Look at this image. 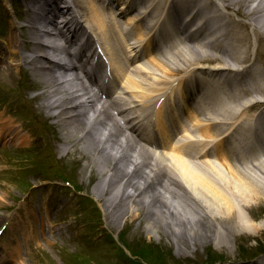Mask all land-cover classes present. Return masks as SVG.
<instances>
[{"label": "bare ground", "instance_id": "bare-ground-1", "mask_svg": "<svg viewBox=\"0 0 264 264\" xmlns=\"http://www.w3.org/2000/svg\"><path fill=\"white\" fill-rule=\"evenodd\" d=\"M30 1L32 3H38L37 6L40 8L37 14L38 17H44L42 19L43 22H45V19L50 15L52 17V20L50 21H53L56 18V14L61 10V7L59 6L60 0ZM144 1L145 0H115V3L117 6L120 4H124V6H122L120 10H124L125 12H123V14L125 15L127 11L130 12L129 10L133 9L137 4L145 3ZM216 1L217 0H208L206 2V5L209 6L211 3H214L215 5L219 6L218 4H216ZM218 1H220L221 3H225V10H233V7L240 6L241 8L237 10V14L243 19H250V24L252 26H255V30H258L259 46L257 48L258 52L255 55L253 62L256 64V66L259 67V69L264 70V32L261 33L259 31L260 29H264V0ZM254 1H258L257 8L253 11L247 10L245 7H247L248 3ZM99 2L101 3V0H99ZM90 4H95V7L98 5L97 3H95V0H90ZM125 4H127V6ZM146 9L153 12V19L155 23L153 28L156 27L160 22L162 23V26H167L171 23L174 29L180 31L181 29H186L188 23L185 22V19L187 17H189L190 15H193V17H197L206 8L199 7L198 9L196 5H184L182 4V0H150V3H148ZM144 13L145 12L142 11L140 12V14H136V16H130L126 24L130 25L132 22H135L136 19H138V17H140ZM112 14H116L115 9ZM28 15L24 16V18L27 20L30 19ZM94 15L95 16L93 17V19H91L93 25L98 30L104 31V35H102L103 40L106 41V45L110 44L112 46V43L109 42L106 36L108 32L105 29H108V25H106L105 18H103L96 12H94ZM216 18H218V16L211 18L209 15H205L200 19V21H202V26L204 27L207 24L212 23L213 21L216 22ZM226 24L241 27L240 23H237L233 20H229L223 25ZM223 25H219L217 28ZM63 27H67L68 29L67 31L61 30L60 35H63L68 39L71 38L69 42L72 45L78 46L83 41L84 30H82L81 32V28L76 26L74 22H64ZM249 27L250 25L246 23L242 26L241 29H239L240 36L237 39V43L235 45L230 44L228 46L230 49L228 50V52H222L221 45H216L214 43L205 44L200 46V49H187V54L180 53L177 56L179 58H177V60H174L173 63L192 66L194 65L193 63L202 62H194L195 60L204 58L206 60V63L214 60L221 63L222 66H214L215 69L220 70L218 71V73L229 70L232 68L231 63L240 64L245 62L246 59L240 58L239 55L241 57H247L251 52L250 50H252L254 46L252 41L249 40V35L247 33ZM21 29L23 31V35L28 40L25 46L26 50L36 54L35 58L31 60V64L35 69L39 71H46V69L42 68V66L39 67V65H41L43 61L48 60V49H46V46L43 45L41 41H39L40 37L35 32L34 28L29 26L21 27ZM199 29L200 28H197L196 31H198ZM254 29L253 31L255 32ZM227 30L230 36H232L231 40L234 41V39L238 35V31L233 30L232 28H227ZM150 31L151 30H149L145 34L142 31L140 34L148 36ZM165 32L169 34V32H171L170 28L166 29ZM118 34H122L121 27L118 29ZM122 36L123 35H121V37ZM16 39L17 36L14 33H11L8 38L10 45V50H8L9 54L15 57L18 56V51H16V48L18 47V41ZM125 40V37H122L123 44L126 47H129V43L126 44ZM53 41L56 42V39H53ZM87 43L88 40L86 41V46ZM108 47L111 51L112 47H110L109 45ZM113 48L116 50L115 46ZM213 48H217V50L222 52L224 56H216L214 58L211 57L209 49ZM3 51L4 49L0 47V52ZM153 59L154 58H150V60ZM151 62L153 64L152 69H154L156 72L150 73V75H143L145 77L150 76V79H148L149 77H142L143 80H140L138 79L140 76H138V78L131 76L128 77L129 79L127 93H129V97H134L138 100L145 99L149 92H143L142 90H145L146 86L150 87L156 84V82L160 81V77H158L159 71L161 69H167L168 64H170V62L163 63L162 60L157 64L156 61ZM138 63L139 61L136 64L138 65ZM207 66L210 67L209 65ZM6 70L8 73V78L12 81H14L18 77L19 72L17 71L15 66L8 65L6 67ZM252 73L254 72H251L250 69H247V71L244 74H241L240 77H244L247 75L249 76ZM228 77L236 78V76H225L224 79L223 77H218L214 80V82L216 81L217 83H222L223 85H229L233 80L232 78ZM238 77L239 76H237V78ZM40 82V86H45L49 89L47 91V94L43 96V100L48 101L49 104L43 105V108L48 111L59 110L56 117L59 119L61 118L64 121L66 120L64 124H66L69 129L78 131L83 136L76 143L69 140L71 138L69 136L67 144L72 143L74 145L73 147H75L77 146V143L81 142L83 145V154H93L98 157L95 161V166H97V175L105 174L108 171L113 172L111 174V179L113 180L111 184V190L105 189L104 187H102V185H99V187H101V190L98 189V192H100V197L98 198H100V200H104L106 196L110 195V191L112 194V191L115 189V185L117 183L116 180L120 176H122L124 179L127 178L124 184V190H134L133 195H127L128 199L132 198V196L135 197L134 202L131 206H129V201L127 199L115 200L113 198H110V200H106L105 206L107 205L106 209H108V219H112V221H114L115 219H119V221H121L125 216H127L129 218V221L136 220L137 217H140L139 213L142 210L143 206L147 204L149 205V208H146L147 211L145 212V218L149 220L148 226L152 233L157 234L158 232H165V230L169 229L171 234L177 239V241L185 236L191 238L199 237L197 240H201V242H204L203 246L207 247L210 240V237L207 235L209 234V228L211 229L212 226L211 222L213 224L221 225L223 228L220 226L221 228L218 230L221 231V236L222 232L225 231L226 235L230 237V241L234 243H238L244 237L252 238L254 237V235H264V220L261 222H257V220H259L257 219V213L262 212V208L260 206L264 203V158H261L262 155L264 156V149L262 150L261 156L253 158L251 162L242 163L240 168L234 165L232 160L233 158H228V155H226L222 160L219 161V163H221V165L224 167L223 169H220L210 163V167L208 168L212 173V177H206L204 173L196 170L192 165L188 164V162L185 161L186 158L182 156V153L180 151L169 155L168 157L170 159L176 160L174 168L175 172L180 176L181 183L185 186L186 189L193 192V198L195 202L194 205L196 206L193 207L192 205L190 206L178 203L177 205L180 206V208H183L182 211H180L178 207L173 208L172 206L163 203L160 204L161 207L159 209H156V194H158V196L166 194L171 195L173 191L170 190L168 184L165 183L164 186H162L163 190H161L160 192H155V194L148 200H145V198H147L146 196L143 199L142 192L144 191V189H146L147 186H151V184L154 185L155 183L152 178L153 173L157 169V163L155 162V159L150 161V159L148 158L145 159L144 155L142 159H139L138 157L133 155L132 158L129 157V160H127V164H121V162H123V159L127 155L124 153H127L129 150L132 151L133 149H135L134 153L140 156L143 154L144 150L137 149L132 144H129L126 141H119V138L115 137L112 133L109 132L110 126L108 120L109 117L112 116L111 112L107 109H92V112L96 114V117L91 119L90 121V119L86 117V115L80 114L81 112H84L82 111L83 105H81L83 103H80V105H76L74 108L67 111L68 105H73L80 101L79 98L75 95L71 85H67L64 88L57 87L64 84H60L61 81H58V79H53L52 81L49 72H45L40 76ZM56 82L58 84H56ZM60 93H62V95H58ZM56 95H58L57 97L59 101L54 102V104L50 103V101H52L53 97ZM239 95L240 97H243V94L240 93ZM231 102L237 108L228 107L229 103H227L226 105V103L219 101L211 105L212 108L210 109L214 116L218 112H222V115H220V117L222 118L217 121L221 125L217 133L214 132V127L217 125L216 121L211 120V122L206 124V122L211 118L207 117L206 120H200L198 117V119L193 123V126L194 129L199 130V137L205 140V142L207 143L208 141L213 140L219 134V132L228 131L227 135H229L230 131L233 130L232 128L234 124L239 121L240 123L238 122L237 125H239V138L241 141L246 143L249 142L250 139H252L251 142L257 144L264 143V101L241 104L239 103L238 97H233L231 99ZM260 114L263 118H260ZM70 117L75 118H72L70 120ZM102 117H104V119H102ZM1 122H3V117L0 115V126L3 124V128L1 129V131L4 130L6 134L8 132L9 135H12L9 131L10 128L6 127L7 122ZM100 125L102 127L98 130L96 126L99 127ZM90 126H93L92 128L98 131L104 129L103 132L99 133V138H95V132H91L92 130L90 129ZM229 126L231 127L230 129ZM115 127L117 132H120L121 134L124 133V130L122 129V126L119 125V123L115 122ZM187 141H189L190 143L195 142L194 134L189 135ZM109 144L110 151L113 157L111 155L107 156L105 150L107 147H105V149H103L102 147V145L108 146ZM67 150L68 148L65 149L66 152ZM72 151L74 150H71V152ZM140 160H144V162L142 163ZM145 166L146 168H149L148 172H142V168ZM132 167H134V169H132ZM134 179H138V181L134 182ZM139 198L141 199L136 202V199ZM130 202H132V200H130ZM135 207L139 208V210L137 209L139 212L138 214L135 213L134 215H132L130 211L134 210ZM152 208L156 210L154 213H152L153 211L150 210ZM246 212H249L251 214L252 219L248 218ZM190 214L194 216L191 217ZM3 221L4 218L0 216V223H3ZM221 222L225 223L221 224ZM126 227L129 229V233L133 234L134 236H139L136 233L134 234L133 229L129 224ZM194 230L196 231L193 232ZM201 233L204 234L200 236ZM175 238L173 239L175 240ZM209 250L210 249L208 248L206 251Z\"/></svg>", "mask_w": 264, "mask_h": 264}, {"label": "rangeland", "instance_id": "rangeland-1", "mask_svg": "<svg viewBox=\"0 0 264 264\" xmlns=\"http://www.w3.org/2000/svg\"><path fill=\"white\" fill-rule=\"evenodd\" d=\"M5 1L6 0H0V4L5 5ZM0 15V22H4V15H2L1 12ZM171 65L178 64L172 63ZM149 70L152 69L149 68ZM21 89H24V85H21ZM10 97L11 95L6 94L4 91H0L1 110L9 113L12 117L14 116L15 123L18 126L24 125L29 129H33L34 126H32V123L27 122L25 118L28 116L26 115V110H30L29 105L25 104L23 102V99H20L19 101L17 95L15 94L14 96H12L10 101H8ZM58 127L64 139L65 135L66 137H69L72 133H76V131L73 130L65 131V125L63 123H59ZM17 128L20 129L19 127ZM40 131L44 132L45 130L41 127ZM40 141H43V139H40ZM68 149L74 150L76 149V147L69 145ZM50 150V148H47L45 152L38 157L40 160V164L38 161H35L36 163L30 162L29 156L32 157L33 154H30L29 151H24L22 153L15 152L13 154H8V152H3L2 154L0 153V206H2V208L0 209V214L2 216L5 215L11 217L8 221V223H10L11 233H16V230H22L24 233H27V230L29 229L32 233H41V241L38 240L35 243L36 245L34 249L29 254V261H23V263L20 264H68L67 256L65 254H71V251L82 252L83 255L92 264H122V259H120V257L115 254V252L117 251V247H109L108 252H111L112 255L107 254V252L103 250L104 248L102 249L101 245H98L96 243L92 248H86L88 244L93 243L92 241H98L101 239L99 234L101 233L103 228L102 226H98V218H94L91 213L93 212L92 204L89 205L84 199H81V197L85 195H78L74 188V184L80 185V182L88 183L90 181V170L93 171L92 176H96L95 167H89L86 172H84L81 179L77 178V173H79V171L81 170L79 169V167L75 168V170H71V165H64L63 167V164H60V166L63 167V169H61L52 163L51 158L47 159V157H44L50 152ZM34 163L35 165L33 169L27 168L30 165L33 166ZM173 167L175 166H172L171 164L163 165V170H161V173L159 172L161 178H163L161 181H166L170 185V190H172L173 193L171 194L172 196L169 194L162 195L161 193L160 194L162 196H158V194H156V209H159L161 207L160 204L163 203L168 204L173 208L178 207L180 211H182L183 208H180V206L177 205L178 203L190 206L192 205L193 207H195L196 205H194L193 203V192L191 190L186 191L184 189V186L180 183V176L178 173H175L173 171ZM166 169L170 172L165 171ZM58 171H62L64 175L56 176V173ZM30 172L32 173V175L30 174ZM63 176H70L73 181L71 180V182H63L58 178H61ZM14 177V181H11V179ZM19 177H21V181L18 179ZM33 177L35 179L39 178V182L34 181ZM33 183H37L34 188L36 193L33 194L35 196V201L32 198H29L28 200L32 203L30 206L27 205L26 207L25 201L27 197L30 196L33 192L32 190H29L30 188H28V185ZM94 184H92V186ZM96 186L97 185L93 187L92 193L90 194L89 198H92V200L93 198L95 199L97 208L101 211L102 218H105V214L107 212V209H105L106 198L102 202H98L99 198L96 197V189L98 187V189L101 190V187ZM104 186L111 187V185L109 186V184H105ZM157 188L160 192L162 187L160 188L158 186ZM18 190L21 191L22 194H20ZM98 194L100 195V192H98ZM47 201L51 202L50 206L46 203ZM56 202H60L62 204L63 202H65L64 205L67 206L66 212L64 211L61 216H57L55 218L50 217L51 222L55 225V228L52 229V231H42L43 226L41 222H44L46 214L43 211V208L47 211L49 210L50 214L53 215L55 208H52L51 210V207H58V205L55 204ZM35 205H37L36 209H34ZM148 206L149 205L147 204L143 206L142 210L139 213L140 217H137L138 221L135 222L136 225L138 223L139 225L132 228L134 234L136 233L137 235H139V239H142L146 246L169 245L170 249L172 250L173 256H175V259L179 258L184 260L185 258L187 259L186 264H201L204 262L206 264L223 260H227L226 262H228L229 264H241L240 261L244 260V257L240 258L239 256L242 246H237L236 243L231 242L230 237L226 235L225 231L222 232L221 236V231L218 230L222 226L213 224L211 221L210 222L212 226L211 229L209 228V234L207 235L210 237L209 245L207 246L208 248H211L209 251H206L208 248L203 246L204 242H201V240H197L199 237L191 238L185 236L177 241V239L171 234L169 229L165 230V232H158L157 234H153L148 226L149 220L145 218V212L147 211L146 208ZM260 207L262 208V212L257 213V219H259L257 220V222H261L264 220V203ZM137 209L139 210V208ZM137 209L135 208L131 214H138L139 211ZM150 210L153 211L152 213L156 211L154 208ZM4 212H6L7 214H5ZM39 212L40 216H38ZM30 214L32 215L29 221ZM246 215H248L249 219H252V216L249 212H246ZM190 216L193 217L194 215L190 214ZM14 221H18L16 222V226L11 224ZM113 223L115 225L116 223L123 224V222L119 221V219H115ZM224 223L225 222H221V224ZM105 226L106 225L104 224V227ZM13 228L16 232L13 230ZM49 228L50 227H47V229ZM112 230L113 232H116L114 227ZM195 231L196 230H194L193 232ZM94 232L97 233L94 234ZM203 234L204 233H201L200 236ZM113 236H116L117 238V235L115 233ZM254 236V238H247L248 242L252 241V239H255L256 241L264 239V235L262 237H258V235ZM173 238H175V240ZM244 242L245 240L243 241V243ZM248 246L249 248H252L253 246L255 247L254 244L249 245V243ZM177 247L182 248L185 252H190V250H193V248H195V253L189 259L183 255H178L179 250L177 249ZM215 250L219 253L214 254L213 251ZM224 253L225 255H223ZM184 254L188 256L191 255L186 253ZM219 255H223V257H220ZM211 257L216 258L215 261L211 262Z\"/></svg>", "mask_w": 264, "mask_h": 264}]
</instances>
